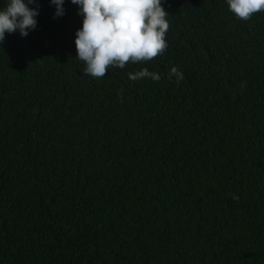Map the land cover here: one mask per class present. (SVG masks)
<instances>
[{
	"label": "trees",
	"instance_id": "trees-1",
	"mask_svg": "<svg viewBox=\"0 0 264 264\" xmlns=\"http://www.w3.org/2000/svg\"><path fill=\"white\" fill-rule=\"evenodd\" d=\"M37 4L0 42V264H264V11L161 0L165 51L94 78L79 6Z\"/></svg>",
	"mask_w": 264,
	"mask_h": 264
},
{
	"label": "clouds",
	"instance_id": "clouds-1",
	"mask_svg": "<svg viewBox=\"0 0 264 264\" xmlns=\"http://www.w3.org/2000/svg\"><path fill=\"white\" fill-rule=\"evenodd\" d=\"M55 5L54 17L65 14L64 0H51ZM79 6L78 15L83 16L82 28L76 32L75 46L77 59L85 63L84 75L94 78L105 76L110 66L123 69L131 61L133 63L148 61L163 53L168 47L165 33L169 23L165 19L167 13L161 6V0H71ZM229 10L241 20L264 11V0H227ZM36 4V7L28 5ZM37 0H8L0 9V42L5 33L19 30L26 37L37 25ZM175 75L177 82L183 80V73L173 67L169 79ZM151 78L160 80L156 73L146 68L129 73V79L137 81ZM246 86L242 82L241 87ZM234 200L239 197L231 194Z\"/></svg>",
	"mask_w": 264,
	"mask_h": 264
}]
</instances>
